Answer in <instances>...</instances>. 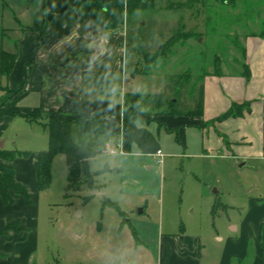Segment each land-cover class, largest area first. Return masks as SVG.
I'll list each match as a JSON object with an SVG mask.
<instances>
[{
	"label": "crops",
	"instance_id": "1",
	"mask_svg": "<svg viewBox=\"0 0 264 264\" xmlns=\"http://www.w3.org/2000/svg\"><path fill=\"white\" fill-rule=\"evenodd\" d=\"M80 1L44 0L40 20H28L29 16V23H24L16 18L18 28L4 31L0 42V50L15 56L10 76L0 77V151L31 153L28 159H17L11 165L16 181L33 196L31 204L20 198L12 205H6L0 196V233L11 227L0 237V264L13 258L16 264L24 256L30 259L39 238L38 154L49 143V135L38 146L42 125L26 117L44 121L50 112L76 118L104 116L105 140L119 139L124 154L137 144L152 160L164 155L159 141L151 136L149 141L142 138L145 125L156 124L175 133L181 145L188 142L189 132L196 130L207 134L204 145L212 153H223L225 159L234 161L239 169L251 170L250 174L264 183V38L246 41L249 80L226 72L223 77H207L202 116H160L145 124L134 122L131 132L137 143L132 144L123 133V111L127 97L133 95L127 89L142 70L124 30L109 33L104 23L81 22L75 10ZM22 89L24 92L13 98V93ZM245 103L250 111L244 116L219 120L234 104ZM158 152L163 156L158 157ZM258 179L252 183H260ZM247 201L243 216L227 222L224 236L216 231L213 241L218 242V252L214 255L200 234H190L185 228L179 234L166 232L162 223L153 242L143 241L135 231L132 241L97 240L96 257L85 264H264V196Z\"/></svg>",
	"mask_w": 264,
	"mask_h": 264
},
{
	"label": "rangeland",
	"instance_id": "2",
	"mask_svg": "<svg viewBox=\"0 0 264 264\" xmlns=\"http://www.w3.org/2000/svg\"><path fill=\"white\" fill-rule=\"evenodd\" d=\"M241 1H249V4L231 12L242 14L252 30L264 32V0ZM148 2L153 9L130 16L123 27L131 54L137 58L141 70L145 69L141 59L143 53L157 51L177 32L179 22L184 25L183 31H193L197 38L187 44L195 54L192 51L183 58L178 70L200 63V53L211 57L216 52L224 53L225 46H220V42L222 38L226 41L228 33L233 34L231 24H238L233 23L237 20L236 14L218 13L214 0ZM43 7L44 0H0V42L4 31L18 28L16 18H21L24 23H29L31 18L40 20ZM211 11L214 19L208 23L207 15L211 16ZM243 25L246 24L242 20L239 26ZM249 27L245 30L250 31ZM187 47L182 50H187ZM234 54L231 48L229 60ZM172 69L163 71L162 67H157L150 74L138 75L127 91L129 94H158L165 88V74L173 72ZM214 71L210 67L208 72ZM223 72L229 73L225 67ZM142 114L147 122L161 116L149 108H143ZM143 128L146 132L141 134L142 138L149 141L151 136L159 141L164 158H147L137 144L131 145L126 152L128 154H124L123 143L119 139H96L95 148L99 154L90 162L91 171L99 174L95 178L94 190L87 187L76 192L69 190L66 158L64 155L55 158L51 186L39 192L38 196L39 238L36 250L30 259L24 256L16 264L27 261L29 264H85L87 259H95L97 240L100 243L110 241V238L113 241H132L135 231L143 241L153 242L163 224L166 232L179 234L180 229L185 228L190 234H200L211 249V255L218 252L215 248L218 242L213 241L216 231L224 236L228 232L229 219L243 216L247 200L264 196L262 179L250 174L251 170L247 168L239 169V165L225 159L223 153H212L211 148L204 145L206 133L192 130L188 134V142L181 145L177 135L168 133L163 127L151 124ZM40 129L38 146L48 137V130L42 126ZM73 138L75 142L79 141L76 130ZM48 148L47 141L46 147L39 152ZM257 179L260 183H252ZM87 197L91 198L86 201ZM228 207H237L238 210ZM13 259L7 260L10 261L8 264H14Z\"/></svg>",
	"mask_w": 264,
	"mask_h": 264
},
{
	"label": "trees",
	"instance_id": "3",
	"mask_svg": "<svg viewBox=\"0 0 264 264\" xmlns=\"http://www.w3.org/2000/svg\"><path fill=\"white\" fill-rule=\"evenodd\" d=\"M216 10L223 15L239 14L235 11L243 5H248L249 1L241 0H214ZM202 2V1H200ZM196 3V2H195ZM204 6V2L202 3ZM244 5V6H245ZM246 7V6H245ZM153 7L148 0H81L75 7L79 13L81 22L86 20L93 23H104L109 33L123 31V27L128 23L127 19L139 12L152 10ZM220 16H223V15ZM237 15L238 24H231L230 31L233 34L228 38H222L220 46H225L224 53H215L209 56L200 53V63L185 70H178V64L192 53V49L187 47L189 41L195 40L197 34L193 31H183L184 25L179 22L177 32L159 49L151 53H143L141 59L145 63V69L141 74L152 73L155 68H173V72H166V85L163 91L158 94L136 93L127 97L123 116L125 119L123 133L130 137L131 143H137L131 132V124L134 122L148 123L143 119L142 109L149 108L160 113L161 116H202L205 107V80L209 76L223 77V67L229 76L250 79L251 73L247 64L246 41L250 37L264 38V32L257 33L249 27L248 20ZM214 17L207 15V22L213 21ZM244 21L242 27L239 23ZM254 21V20H253ZM254 23H256L254 21ZM250 31H246V28ZM36 29L38 27H35ZM241 32V33H240ZM43 32H40L41 37ZM199 39V38H198ZM198 39H196L198 41ZM199 44V43H198ZM187 47V50L182 49ZM235 52L229 60L231 51ZM131 51V50H130ZM193 54L195 52L193 51ZM15 56L9 55L0 50V77L8 78L13 68ZM213 67V73L208 72ZM4 88V87H3ZM3 91H7L3 89ZM24 89L13 93V98L20 96ZM250 111V105L234 104L230 110L219 120L229 118H239L245 112ZM29 122H38L48 130L49 148L38 154V187L39 192L46 191L52 183V167L55 158L64 155L68 166V189L71 191H81L83 187L91 190L95 189V178L99 174L93 173L90 169V162L95 159L99 152L95 148L96 139H107L108 133L105 130V117H73L72 115L50 112L44 121L40 118L26 117ZM79 132V141L73 138L74 130ZM263 139H264V103H263ZM31 156L27 151H0V158L3 164L0 165V196L6 205H12L16 200L23 198L28 204L32 203L33 196L27 189L16 181V172L11 165L17 159H28ZM91 197H87L86 201ZM11 227H6L0 237Z\"/></svg>",
	"mask_w": 264,
	"mask_h": 264
},
{
	"label": "built area",
	"instance_id": "4",
	"mask_svg": "<svg viewBox=\"0 0 264 264\" xmlns=\"http://www.w3.org/2000/svg\"><path fill=\"white\" fill-rule=\"evenodd\" d=\"M111 154H113V155H114V154H115V152H114V151H111ZM157 156H158V157H162L163 155H162V153H161V152H158V153H157Z\"/></svg>",
	"mask_w": 264,
	"mask_h": 264
},
{
	"label": "water",
	"instance_id": "5",
	"mask_svg": "<svg viewBox=\"0 0 264 264\" xmlns=\"http://www.w3.org/2000/svg\"><path fill=\"white\" fill-rule=\"evenodd\" d=\"M244 165H246V163H244ZM242 167V165L240 166V168ZM80 216V213H78V215H77V217H79Z\"/></svg>",
	"mask_w": 264,
	"mask_h": 264
}]
</instances>
